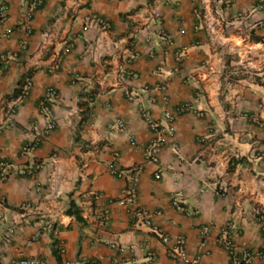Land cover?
<instances>
[{"label": "crops", "instance_id": "obj_1", "mask_svg": "<svg viewBox=\"0 0 264 264\" xmlns=\"http://www.w3.org/2000/svg\"><path fill=\"white\" fill-rule=\"evenodd\" d=\"M41 1L23 30L27 5L0 0V264H183L167 254L180 238L198 264H264V2ZM49 87L51 117L37 106ZM179 104L188 110L170 121L165 109ZM143 112L174 128L179 156L167 144L158 164L144 159L154 134ZM115 151L122 177L109 172ZM71 203L83 220L67 214ZM134 208L160 212L151 223L168 244Z\"/></svg>", "mask_w": 264, "mask_h": 264}, {"label": "built area", "instance_id": "obj_2", "mask_svg": "<svg viewBox=\"0 0 264 264\" xmlns=\"http://www.w3.org/2000/svg\"><path fill=\"white\" fill-rule=\"evenodd\" d=\"M41 2H42L41 0H21V4L27 5L28 7V10L23 16V22L21 23V28L23 30H28L29 28L28 24L32 18L33 12L41 5ZM262 2H264V0L260 1V3ZM4 11H5V6L1 5L0 6V21L2 19ZM159 16H160L159 11H157L156 9H151V11H149L146 18L148 19V21H153V20H158ZM90 21H93L99 27V29L104 30V31L109 29L110 27L109 22L100 16H93V18L90 19ZM166 37L170 38L169 35H166ZM187 51H188V47L181 46L180 48H178V50L176 51V56H175L176 60L182 62L187 55ZM131 77L136 79L138 77V74L136 72H131ZM32 85H33L32 79L27 77L21 89V95L23 97L28 95ZM159 89L162 91V94L159 96L158 100H160L162 103L165 104L168 102V96L166 94V85L160 86ZM126 94L129 99H132V96L128 92H126ZM54 96H55V91L53 88L49 87L45 90L43 97L38 101V105H37L41 113L43 112L47 116L51 117V113H52L51 112V100ZM186 110H188L187 104H179L174 111H171L168 108L165 109L164 116L171 121L174 119L175 115H180ZM143 119L148 129L154 134V137L150 140V142L145 147H143L144 159L151 163L158 164L159 158H160V151L167 144H169V146L174 150L177 156H179L180 153H179L178 145L175 140L174 128L172 126L168 128L161 127L160 124L157 123L154 119H152L147 112H143ZM115 125L120 130L126 129L125 122L120 119H117L115 121ZM54 128H55V122L53 120H50L44 128L43 135H48L50 132H52ZM131 138H132L131 143L135 144L136 143L135 139L133 137ZM166 138H168L169 140L168 143L165 140ZM39 142H40V138L37 137L34 140L25 143L21 148L22 154L35 149L39 145ZM118 158H119V153L115 151L113 153V159L109 165V172L111 175L122 177L123 171L119 169L116 165ZM40 168L41 166L38 164V165H35L34 167L25 168L21 170L20 172L21 174L32 175L34 170H38ZM135 170H136L135 171L136 173H139L142 170V167L138 166L135 168ZM154 176L156 178L160 177L159 173L157 172L155 173ZM135 197H136L135 189L129 188L127 192V200L132 203ZM119 203L124 204L125 200L122 199L121 201H119ZM171 203L176 210L178 211L184 210L178 195L172 198ZM134 212L136 215L141 217L142 221L146 225L150 226L153 229V231H155L156 233H159L162 242L166 244L169 243V237L165 234H162L158 230V228L153 226L151 223V218L155 215L160 214L158 210L149 211V210L142 209V208H134ZM105 219H107V216H105ZM262 227L264 230V224ZM111 247L119 248L116 244H112ZM223 247L228 252L229 256L233 259V261L238 260L237 259V247L233 244L232 240L225 238L223 240ZM120 250H122V248H120ZM167 254L170 259L179 261L183 264H198L197 260H191L186 255L185 241L183 238H180L174 244L169 245ZM260 255L262 258H264V251ZM243 257L246 262L249 261L251 258V252L244 250ZM19 264H40V263L37 260H21L19 261Z\"/></svg>", "mask_w": 264, "mask_h": 264}, {"label": "trees", "instance_id": "obj_3", "mask_svg": "<svg viewBox=\"0 0 264 264\" xmlns=\"http://www.w3.org/2000/svg\"><path fill=\"white\" fill-rule=\"evenodd\" d=\"M67 214L74 215L75 218H76L77 220H79V221H80V220H83V218L81 217L79 211H78L77 209H75L73 203H71L70 206H69V208L67 209Z\"/></svg>", "mask_w": 264, "mask_h": 264}]
</instances>
